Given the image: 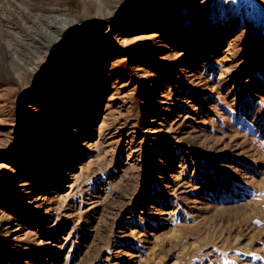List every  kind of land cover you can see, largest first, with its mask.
I'll use <instances>...</instances> for the list:
<instances>
[{
  "label": "rangeland",
  "instance_id": "rangeland-1",
  "mask_svg": "<svg viewBox=\"0 0 264 264\" xmlns=\"http://www.w3.org/2000/svg\"><path fill=\"white\" fill-rule=\"evenodd\" d=\"M0 264H264V0H0Z\"/></svg>",
  "mask_w": 264,
  "mask_h": 264
},
{
  "label": "bare ground",
  "instance_id": "bare-ground-1",
  "mask_svg": "<svg viewBox=\"0 0 264 264\" xmlns=\"http://www.w3.org/2000/svg\"><path fill=\"white\" fill-rule=\"evenodd\" d=\"M76 33H77V30L71 31V32H70V38H73V36H75ZM65 43H67V42H65ZM57 52H58V49H57V48L53 49V50H52V55H53V54L55 55Z\"/></svg>",
  "mask_w": 264,
  "mask_h": 264
}]
</instances>
